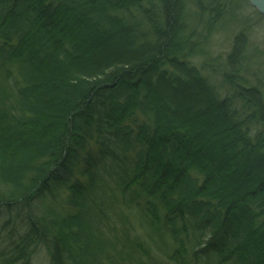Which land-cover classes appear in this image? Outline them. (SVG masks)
Masks as SVG:
<instances>
[{
	"label": "trees",
	"instance_id": "1",
	"mask_svg": "<svg viewBox=\"0 0 264 264\" xmlns=\"http://www.w3.org/2000/svg\"><path fill=\"white\" fill-rule=\"evenodd\" d=\"M188 1L0 0V264H264L260 70Z\"/></svg>",
	"mask_w": 264,
	"mask_h": 264
},
{
	"label": "rangeland",
	"instance_id": "2",
	"mask_svg": "<svg viewBox=\"0 0 264 264\" xmlns=\"http://www.w3.org/2000/svg\"><path fill=\"white\" fill-rule=\"evenodd\" d=\"M186 5L188 6V9H190L189 11L196 10L190 0L186 2ZM230 6H232L231 10L226 15L225 21L222 25L224 29L219 27V29L216 31V34L209 39V56H216L220 61H224L227 52L231 48L233 36L240 30L244 31L248 37L247 41L249 43V56L251 57L250 59L247 58L248 63H246V61L244 64L246 68L251 67L254 72H256L254 69L260 70L256 73L261 75V84L263 82L264 85V16L261 15L257 8L247 0H232V5ZM203 60L204 58L201 56H198V59H194V61L198 64H200V61L202 63ZM220 67H223V64L220 63L219 68ZM207 71L211 72L212 75L216 69H212L213 72L210 70ZM213 81L218 85H222V87L232 91V89L225 84L220 70L213 73ZM262 88L264 91V86ZM59 126H61V123ZM248 126L250 127V134L254 135L259 131L260 123L251 121ZM54 132L55 129H53L52 133ZM202 165L199 164L198 166H201L204 169L208 168ZM34 262L36 264H52L46 252L42 250L38 251V253L35 255Z\"/></svg>",
	"mask_w": 264,
	"mask_h": 264
},
{
	"label": "water",
	"instance_id": "3",
	"mask_svg": "<svg viewBox=\"0 0 264 264\" xmlns=\"http://www.w3.org/2000/svg\"><path fill=\"white\" fill-rule=\"evenodd\" d=\"M257 10L264 15V0H248Z\"/></svg>",
	"mask_w": 264,
	"mask_h": 264
}]
</instances>
